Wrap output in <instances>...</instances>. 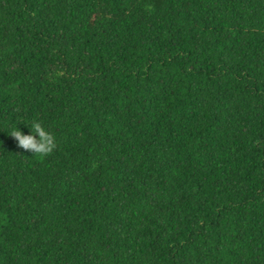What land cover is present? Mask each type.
Wrapping results in <instances>:
<instances>
[{"label":"trees","instance_id":"1","mask_svg":"<svg viewBox=\"0 0 264 264\" xmlns=\"http://www.w3.org/2000/svg\"><path fill=\"white\" fill-rule=\"evenodd\" d=\"M0 264H264V0H0Z\"/></svg>","mask_w":264,"mask_h":264},{"label":"clouds","instance_id":"2","mask_svg":"<svg viewBox=\"0 0 264 264\" xmlns=\"http://www.w3.org/2000/svg\"><path fill=\"white\" fill-rule=\"evenodd\" d=\"M24 125L28 130L26 134L17 126L8 134L14 138L18 147L38 157L47 155L54 150L56 137L41 121L34 119L30 126L27 123Z\"/></svg>","mask_w":264,"mask_h":264}]
</instances>
